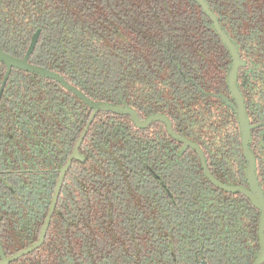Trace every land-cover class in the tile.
<instances>
[{"label": "trees", "instance_id": "trees-1", "mask_svg": "<svg viewBox=\"0 0 264 264\" xmlns=\"http://www.w3.org/2000/svg\"><path fill=\"white\" fill-rule=\"evenodd\" d=\"M130 1L133 7L140 4L143 14L153 15L149 22L154 26L148 31L146 25H136L134 12L120 13L122 0H0V49L18 56L41 29L37 53L46 58L49 68L82 86L90 96H102L110 88L116 92L112 99L119 101L122 94L131 95L149 83L145 90L155 89L157 101L175 110L182 102L171 101L166 83L172 71L175 81L181 80L180 9L174 3L170 11L163 0ZM174 1L165 0L169 5ZM150 31L152 38L146 36ZM75 42L77 48L72 49ZM72 52H82L83 61L74 62ZM5 72L0 62V86ZM3 102L0 131L9 137L23 123L38 136L29 135V146L32 140L47 138L49 146H31L32 155L40 157L46 147L43 156L47 158L55 151H62V156L71 152L90 113L57 81L21 71L7 82ZM139 130L126 115L98 113L80 147L81 158L67 174L43 244L11 264H200L202 259L235 264V256L245 263L251 254L245 241L256 234L242 230L235 247L230 240V214L222 217L220 232L204 234L192 224L199 219L186 214L183 200H175L169 212L160 191L165 186L160 171L140 159L145 154L141 142L157 140L141 137ZM158 152L159 157L162 151ZM17 154L9 157L8 148L0 146V163L12 167L10 175L0 173V239L7 256L39 239L56 181L54 176L45 178L41 168L27 170L33 172L29 181L25 167L16 162ZM165 164L167 174L177 170ZM0 171L7 174L9 168L0 167ZM8 176L9 188L17 192V186H23L28 198H16L13 190L9 196L4 193ZM22 176L26 183H19ZM174 188L182 191L180 186ZM242 208L246 210L244 202Z\"/></svg>", "mask_w": 264, "mask_h": 264}, {"label": "flooded vegetation", "instance_id": "flooded-vegetation-1", "mask_svg": "<svg viewBox=\"0 0 264 264\" xmlns=\"http://www.w3.org/2000/svg\"><path fill=\"white\" fill-rule=\"evenodd\" d=\"M203 1L204 3L199 0H177L171 2L170 5L165 0L162 1L166 8L169 6L170 11L175 3L176 7L180 9L182 21V35L180 37L182 65L179 70L181 80L176 82L172 71V76L170 79L168 78L166 83V88L172 95L171 101L177 99L182 102V105H178L175 110L174 107L166 109L165 103L157 101L155 89L149 92L145 90L149 83L144 84L146 85L145 88L140 86L131 95L122 94V101L121 99L119 101L112 99L116 92L115 89L110 88H107L102 96H90L89 91L82 86L76 84V82H71L57 70L49 68L45 62L46 58H43L40 52L37 53V45L42 38L41 29L33 34L34 36L38 33L37 42L27 61L33 66L43 67L58 73L93 102L133 108L141 120H146L153 114L166 116L176 133L200 147L204 162L195 147L189 145L184 148V143L171 134L165 121L153 120L145 126H140L128 114L102 109L95 114L88 131L101 111H106L107 114L109 112L123 114L132 119L133 123L140 129L141 137H151L161 145L157 147V141L141 142L143 144L140 146L145 154L141 155L140 159H144L147 164H152L154 169L157 168L160 171L165 184V186L162 185L160 191L166 199L169 212L173 211L172 207H174L175 200L178 203L183 200V208L187 210L186 214L197 216L199 219L198 222L192 224L201 231H206L204 234L220 232V228L223 229V226H221L222 217L230 214L233 217L230 240H233L235 247L239 243L242 230H246L249 234H256L255 239L245 241V246L248 247L251 253L246 257L245 263H241V259L235 256V264H253L261 249L259 224L262 211L243 191L229 190L216 184L206 173V168L216 180L225 185L244 187L252 193H254L253 186H255L260 188L264 194V0ZM131 9L138 10L136 12L131 11ZM127 11L130 15L131 12L135 13L134 22L136 25H146V30L147 27L152 28L154 26L149 22L150 19L152 22L153 15L143 14L144 10L140 4L138 7H133L130 0H122L120 13H126ZM211 13L214 14L216 20L211 16ZM152 34L153 32L150 31L146 33V36L152 38ZM33 36L27 49L20 55L16 56L9 51H3L13 57L23 59L28 54ZM224 37L231 42L232 46L227 43ZM71 38L73 37L71 36ZM75 48H77L76 42L72 46V49ZM71 55L74 56V62L83 61L82 52H72ZM172 55V51H170V56ZM0 62L6 67L7 72V65L2 61ZM86 62L84 60V63ZM18 71L57 81L65 89L67 95L68 93L74 95L76 103L80 101L90 109L86 120V124L88 123L93 108L76 93L66 89L61 82L54 78L20 68H12L7 82ZM110 76H115V74ZM109 80H111L109 83L113 82L112 79ZM7 82L1 95L0 108L4 105L3 98ZM134 89H137V87ZM73 104L69 102V105ZM10 117L8 116L9 119ZM1 126L9 127V129L11 127L8 124H1ZM17 126H19L17 131L9 137H6L7 134L5 135L0 131V146L5 145L6 149L8 148L9 157L14 153H18L16 162L19 167H25L29 181L33 180V172L40 168L45 173H42L44 177H56L54 194L61 169L66 165L81 134L75 141L73 149L67 155L66 152L62 156V151H55V154L52 153V157L47 158L43 156L46 147L42 148L41 157L32 155L31 152V146L35 147L37 144L46 146L47 138L45 142L41 138L39 140L35 139V141L32 140L31 146H29L26 142L29 135L38 136L35 135L34 131L26 130L23 123H18ZM70 127L74 128L72 125ZM9 129H5L4 132L8 133ZM88 131L83 138V142ZM158 151H162L159 157ZM165 151H168V153H165ZM80 158L81 154L79 158H74L65 173L58 200L68 172L74 166L76 160ZM166 161L171 165L170 170L177 169L174 172L177 174L170 173L172 174L170 175L166 173ZM0 167L9 168L7 174L0 171L3 176L10 175V172H12L9 163L1 162ZM27 170L33 172L29 174ZM16 175L20 176L18 172H16ZM26 180L24 177L20 178L19 183L22 181L26 183ZM6 182L8 184H5L4 193L9 196L13 190L9 188L12 183L9 176ZM175 186H180L182 191L180 193L176 191ZM17 187V192L13 190L16 198L21 199L25 196L26 199L29 197L27 189L24 190L21 185ZM241 201L246 204L245 211L242 208ZM242 218H245V220H241ZM255 249L257 251L253 254ZM203 260L211 264L206 259H202L200 264Z\"/></svg>", "mask_w": 264, "mask_h": 264}, {"label": "water", "instance_id": "water-1", "mask_svg": "<svg viewBox=\"0 0 264 264\" xmlns=\"http://www.w3.org/2000/svg\"><path fill=\"white\" fill-rule=\"evenodd\" d=\"M202 3H204L203 0H199ZM205 7L207 8V6L205 5ZM208 9V8H207ZM211 16L215 19V16L213 13H211ZM216 20V19H215ZM37 37H38V33H36L33 36L32 42H31V46L28 50V54L23 58H17V57H13L12 55H10L9 53L0 50V61L4 62L7 65V72L1 87V91H0V99H1V95L4 91L5 88V84L10 76V73L12 71V68H20V69H24V70H28L31 72H36L39 73L41 75L50 77V78H54L56 80H58L59 82L62 83V85L68 89L71 90L72 92L76 93L79 97H81V99H83L91 108H93V113L88 121V123L86 124L82 134L80 135L79 139L77 140L76 146L72 152V154L70 155L66 165L61 169V173L59 176V179L57 181V185L55 187V192L53 194V198L50 204V208L47 214V217L45 219L44 225L42 227L39 239L32 245H29L28 247L16 252L13 255L7 256L5 254L3 245L1 243V239H0V254H1V260H0V264H11V262L17 258H19L22 255L27 254L30 251H33L37 248H39L42 244L43 241L46 237V234L48 232L49 226H50V221L52 219L54 210L56 208V204H57V200H58V196H59V192H60V188L62 186V183L64 181L65 178V173L67 172L69 166L71 165V162L73 161L74 158H79L80 157V153H79V147L81 146L82 142H83V138L85 137L90 124L95 116V114L97 113L98 110H102V109H106V110H113L116 112H120V113H124V114H128L130 116H132L136 122V124L140 125V126H145L147 124H149V122L153 121V120H161V121H165L167 122V126L169 131L171 132V134L176 137L177 139H179L180 141H182L184 143V148H186L187 146H193L195 147L199 153L202 156L203 162H204V156L202 153V150L200 149V147L198 145H196L195 143H192L191 141L187 140L185 137H182L181 135H179L178 133H176L173 128L172 125L170 123V121L167 119L166 116L161 115V114H153L151 115L149 118H147L146 120H141L138 116V114L136 113V111L133 108L130 107H124L121 105H110V104H106V103H101V102H93L91 100H89L83 93H81L79 90H77L75 87H73L72 85H70L61 75H59L56 72L50 71L46 68L43 67H39V66H33L31 64L28 63V56L30 55V53L33 51L36 42H37ZM224 39L227 41V43L232 46L231 42L224 37ZM205 164V163H204ZM206 168V167H205ZM206 173L208 174V176L218 185H221L222 187L229 189V190H240L243 191L245 194H247L251 200L254 202V204L256 206H258V208L262 211L261 214V218H260V224H259V240H260V253L256 259V261L253 264H262L264 262V194L261 191L260 188H256L255 186H253L254 189V193H252L251 191H249L248 189L244 188V187H234V186H229V185H225L224 183L216 180L209 172V170L206 168ZM202 264H209L207 261L203 260Z\"/></svg>", "mask_w": 264, "mask_h": 264}]
</instances>
